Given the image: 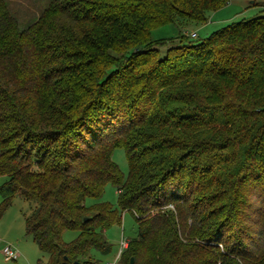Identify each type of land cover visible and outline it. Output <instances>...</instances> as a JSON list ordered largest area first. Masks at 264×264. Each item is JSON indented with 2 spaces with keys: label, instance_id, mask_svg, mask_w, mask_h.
I'll return each instance as SVG.
<instances>
[{
  "label": "trees",
  "instance_id": "obj_1",
  "mask_svg": "<svg viewBox=\"0 0 264 264\" xmlns=\"http://www.w3.org/2000/svg\"><path fill=\"white\" fill-rule=\"evenodd\" d=\"M228 1L49 0L20 30L0 0V213L35 203L39 264H100L124 212L116 264H264V6L202 40L150 36ZM106 184L118 208L86 207Z\"/></svg>",
  "mask_w": 264,
  "mask_h": 264
},
{
  "label": "rangeland",
  "instance_id": "obj_2",
  "mask_svg": "<svg viewBox=\"0 0 264 264\" xmlns=\"http://www.w3.org/2000/svg\"><path fill=\"white\" fill-rule=\"evenodd\" d=\"M9 14L17 21L20 30L30 27L38 19L43 10L47 7L49 0H4ZM252 3H255L254 5ZM264 0H229L228 3L216 12L207 14V21L204 24L187 22L183 24H170L151 31L150 36L153 41L173 42L179 35L191 36L193 40H202L213 32L230 23L241 20H248L257 15ZM191 38V37H190ZM163 54L164 48L159 49ZM112 162L122 173L123 180L126 179L128 166L122 149H115L111 155ZM5 180L0 178V185ZM97 202H105L117 206L116 189L111 184L103 187L102 195L98 200L87 198L84 201L86 207ZM35 203L25 201L16 196L9 206L0 213V264H39L46 262L47 256L42 254L32 238L26 234L24 217L28 216ZM136 235V223L133 217L124 212L121 215L120 225H113L104 232V237L110 246V251L106 255L92 252V255L100 264H114L120 252V242L128 241ZM77 237V232L65 231L62 234V241L70 243ZM11 247L18 253L16 260H8L2 253L4 247Z\"/></svg>",
  "mask_w": 264,
  "mask_h": 264
},
{
  "label": "built area",
  "instance_id": "obj_3",
  "mask_svg": "<svg viewBox=\"0 0 264 264\" xmlns=\"http://www.w3.org/2000/svg\"><path fill=\"white\" fill-rule=\"evenodd\" d=\"M190 37L194 38V35H191ZM126 247H127V241H123L122 240L120 242V252L122 250L126 249ZM2 253L8 260H12L13 261V260H16L18 258V253L15 250H13L11 247H9V246L4 247L3 250H2ZM119 254L116 257V260H115L114 264L117 263V260L119 259Z\"/></svg>",
  "mask_w": 264,
  "mask_h": 264
},
{
  "label": "water",
  "instance_id": "obj_4",
  "mask_svg": "<svg viewBox=\"0 0 264 264\" xmlns=\"http://www.w3.org/2000/svg\"><path fill=\"white\" fill-rule=\"evenodd\" d=\"M73 264H77V263H73ZM130 264H132V260L130 259Z\"/></svg>",
  "mask_w": 264,
  "mask_h": 264
},
{
  "label": "crops",
  "instance_id": "obj_5",
  "mask_svg": "<svg viewBox=\"0 0 264 264\" xmlns=\"http://www.w3.org/2000/svg\"><path fill=\"white\" fill-rule=\"evenodd\" d=\"M253 5L255 4V3H252ZM262 9V8H261Z\"/></svg>",
  "mask_w": 264,
  "mask_h": 264
}]
</instances>
